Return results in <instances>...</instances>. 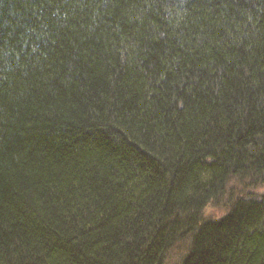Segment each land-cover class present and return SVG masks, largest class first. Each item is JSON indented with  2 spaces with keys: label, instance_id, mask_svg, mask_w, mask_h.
<instances>
[{
  "label": "trees",
  "instance_id": "trees-1",
  "mask_svg": "<svg viewBox=\"0 0 264 264\" xmlns=\"http://www.w3.org/2000/svg\"><path fill=\"white\" fill-rule=\"evenodd\" d=\"M263 186L264 0H0V264H264Z\"/></svg>",
  "mask_w": 264,
  "mask_h": 264
},
{
  "label": "rangeland",
  "instance_id": "rangeland-1",
  "mask_svg": "<svg viewBox=\"0 0 264 264\" xmlns=\"http://www.w3.org/2000/svg\"><path fill=\"white\" fill-rule=\"evenodd\" d=\"M261 191H263V192H264V186H263V188H262V190H261ZM217 213H218V212H214L213 214H215V215H216Z\"/></svg>",
  "mask_w": 264,
  "mask_h": 264
}]
</instances>
